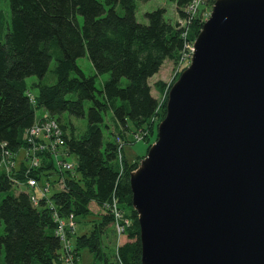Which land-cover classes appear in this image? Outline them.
<instances>
[{"label":"trees","instance_id":"16d2710c","mask_svg":"<svg viewBox=\"0 0 264 264\" xmlns=\"http://www.w3.org/2000/svg\"><path fill=\"white\" fill-rule=\"evenodd\" d=\"M136 1L149 0H8L9 21L0 12V264H60L63 248L47 201L39 207L31 201L41 197L38 189L46 184L50 189L46 198L61 221L91 214V202L104 206L114 200L130 219L128 241L113 254L104 243L112 217L100 215L93 220L88 232L75 237L76 259L87 248L95 264H141L130 189V175L140 162H127L116 139L124 141L125 133L147 127L154 136V121L164 117L167 98L159 105L149 80L165 61H180L205 21L187 14L193 0H167L185 25L166 21L163 9L145 13L147 23L140 24L135 18ZM84 55L97 75H108L101 89L94 77L85 76L76 65ZM52 60L56 82L45 85L41 80ZM31 76L40 80L31 86L34 93L26 84ZM38 110L42 114L36 115ZM46 113L60 124L63 156L76 157L74 177L58 170L50 149L35 153L42 158L37 167H31L32 161L25 157L32 149L25 136ZM108 114L113 131L112 138L105 140L102 126ZM65 115L68 122L62 121ZM71 119L85 120V128L79 131ZM21 148L25 155L18 162ZM29 180L38 189L29 187Z\"/></svg>","mask_w":264,"mask_h":264},{"label":"water","instance_id":"95a60500","mask_svg":"<svg viewBox=\"0 0 264 264\" xmlns=\"http://www.w3.org/2000/svg\"><path fill=\"white\" fill-rule=\"evenodd\" d=\"M130 175L141 264H264V0H216Z\"/></svg>","mask_w":264,"mask_h":264},{"label":"rangeland","instance_id":"374dc122","mask_svg":"<svg viewBox=\"0 0 264 264\" xmlns=\"http://www.w3.org/2000/svg\"><path fill=\"white\" fill-rule=\"evenodd\" d=\"M99 1H102V0H99ZM215 1L216 0H199L194 16L198 15L204 21H206L209 18V15L212 11V7H213ZM157 9H163L164 10V12H165L164 18L166 21H168L170 23H181V24L185 25V23H183L179 19L174 5L167 0H149L146 2L136 1V11H135L136 21L140 24H146L147 21L144 17V14L147 12L157 10ZM115 10L120 15L123 14V11L121 10V8L119 6H117L115 8ZM0 12L4 16V19L6 21H9L10 11H9L8 0H0ZM78 20H79L80 25H82L83 24V18L79 16ZM190 61L191 60H189L188 58H186L182 62L180 60L176 64L171 62V61H165L164 64L162 65V67L160 68V70L158 71V73H156L149 80V84L152 88V94L154 96H156V98L158 99L159 105H161V103L164 101V99L168 97L167 95H168V92L170 91L171 87L178 80L181 73L190 65ZM76 65L82 70V72L84 73L85 76L94 77L97 89H101L103 82L105 80H107V78H108L107 74L97 75L92 64H91V62H90V60L87 57V55H84L83 57L78 58L76 60ZM54 67H55V62L52 60L50 62L48 71L46 72L43 79L41 80V82L43 84L53 85L56 82L55 76L53 74ZM39 81L40 80L35 76H31V77L26 78V84L30 88V93H34V90H35V88L32 89L31 86L34 83H38ZM125 82L126 81L123 80L122 85H125L126 84ZM159 82H161L162 86H157V84ZM40 114H42V110L36 111V115H40ZM46 115L49 118V120H53L57 123V125H60L56 121V119L49 117L48 114H46ZM165 116H166V112H165V115L162 119H160L159 116L156 117L157 120L154 121V123H155L154 125H156V128H155L156 133L154 134V136L149 135V129L147 127L146 130L144 128H140V129H137L136 131H134L133 133H125V140L124 141L120 140L119 138L116 139L117 143L119 144L120 154H122L121 150L123 149V154H124V157L127 160V162H140L141 163L142 160H144L146 158L148 151L157 141V127L164 120ZM104 117H105V120H104V124L102 126V133H103L104 139L108 140L109 137L112 138L111 135H112L113 130H112V127L110 128L109 125L107 124V121L109 120L110 115L108 114ZM68 120H69V118L66 115L62 118L63 122H68ZM71 122L74 125V127L76 129H78L79 131L85 128V124H86L85 120L84 121H77L75 119H71ZM147 147H149L148 151H146ZM24 155H25V149L21 148L18 152L16 160L18 162L23 161ZM140 156H143V158L139 159ZM35 158L38 162H40L42 160V158H39V156H37V157L35 156ZM55 159L60 165H68V164L71 165L72 170H70L68 173L73 177L76 175L75 172H76V168H77V160H76V157L74 155L71 157L63 156V149L59 148V155ZM120 161H123L122 155H121ZM140 163H139V165H140ZM63 174L64 173H62V176H63ZM50 178L51 179L54 178V174H52L50 176ZM43 180H44V177L42 178V181ZM61 180H62V178L60 177L58 180V183H57V187L59 186ZM26 192L29 195V193H30L29 190H26ZM44 201H47V204H48L47 207L50 209V211L53 215L56 211L50 205L47 198H45V197H43V199L36 198L37 204L35 206L39 207L40 203H42ZM117 208L120 212L124 213L123 214L124 217L129 221L127 213L121 207H117ZM105 209H106V207H105ZM105 209L103 208V206H98L94 202H91L89 204V210H90L91 214H88L85 217H79L77 219L74 218L72 215H70L67 219H64V220H66L64 222L65 223V225H64V238H65V240L64 241L60 240L61 244H62V248H63V250H62L63 252L61 251L62 256L60 257V261H59L60 264H95L94 259H93V255H92V253H90L88 251L87 248H83L80 251V256L78 259H76L75 252H67V248H70L69 251L74 250L75 249V245H74L75 237L80 236V235L88 232L90 227H91V223L93 222V220H97L100 215H109L110 217L113 216V215H110V213H108V211H111L112 209H109V208L106 209L108 211H106ZM53 218L55 221L56 218L54 217V215H53ZM57 219H60L59 216L57 217ZM71 227H73V228H71ZM112 229H114V228H112ZM112 229H111V232L109 233L107 239L104 240V243L107 244L106 246L108 247V251L110 254H113V252H116L115 249L117 247H120L121 245H123L124 243H126L128 241L127 236H126L127 227L124 229V233L122 235L116 234L114 232L115 229L114 230H112ZM2 233H3V226H2V224H0V234H2ZM69 244H71V245H69ZM96 263L100 264L99 261H96Z\"/></svg>","mask_w":264,"mask_h":264},{"label":"built area","instance_id":"2783aa9c","mask_svg":"<svg viewBox=\"0 0 264 264\" xmlns=\"http://www.w3.org/2000/svg\"><path fill=\"white\" fill-rule=\"evenodd\" d=\"M199 0H193L188 8H187V14H189L190 17L194 16L195 14V10L197 8ZM194 49H193V44H188L185 46L183 53L181 55V62L183 60H185L186 58H188L189 60H191L192 55H193ZM62 131L59 127V125H57V123L53 120H49V118L47 117V115L45 114L36 124L35 126L29 131V133L25 136L26 140L29 142L30 146L32 147V149H30V153H27V159L31 160V167H37L39 165V162L36 160L35 155L38 152H43V151H47V149H50L52 151V154H54L53 156L56 158L59 155V148H62L63 146V142H62ZM46 143H48V145H46ZM36 153V154H35ZM34 155V156H33ZM56 165L59 171L61 172H69L70 170H72L71 165H60L57 161H56ZM29 187H33L32 189H38V185L37 183H35L34 180H29L28 182ZM64 189V183L63 180H61L59 186H58V190H63ZM49 185L46 184L42 189H38V192L41 193V197L46 198V195L49 191ZM39 198V199H40ZM31 201L34 205H36V198L31 197ZM112 209L111 211H108L105 209ZM118 203L116 202V200H114L113 203H108L106 205L103 206V208L108 211V213H110V215L112 216L113 222H112V228H114V232L116 234L122 235L124 233V229L126 227L130 226V219L129 221L124 217V213L120 212L118 210ZM54 217L56 218L55 223L57 224V236L60 237L61 240H65L64 238V225H65V221H61L59 219H57L58 215L56 214V212L53 214ZM73 228V227H71ZM70 230V229H69ZM70 245V244H69ZM70 248H67V252H71V250L69 251ZM67 257V256H66Z\"/></svg>","mask_w":264,"mask_h":264},{"label":"bare ground","instance_id":"6f19581e","mask_svg":"<svg viewBox=\"0 0 264 264\" xmlns=\"http://www.w3.org/2000/svg\"><path fill=\"white\" fill-rule=\"evenodd\" d=\"M188 6H189V5H188ZM188 6L186 7V10H187Z\"/></svg>","mask_w":264,"mask_h":264},{"label":"crops","instance_id":"0c3cea01","mask_svg":"<svg viewBox=\"0 0 264 264\" xmlns=\"http://www.w3.org/2000/svg\"><path fill=\"white\" fill-rule=\"evenodd\" d=\"M151 93H152V91H151ZM153 95V94H152ZM154 96V95H153ZM154 97H156V96H154Z\"/></svg>","mask_w":264,"mask_h":264}]
</instances>
